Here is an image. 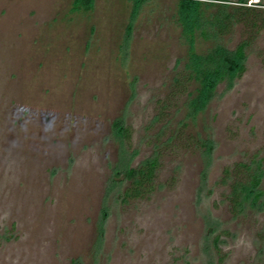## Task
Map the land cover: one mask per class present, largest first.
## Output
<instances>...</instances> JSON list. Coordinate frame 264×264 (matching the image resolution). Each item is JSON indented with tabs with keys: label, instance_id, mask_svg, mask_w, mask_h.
<instances>
[{
	"label": "rangeland",
	"instance_id": "374dc122",
	"mask_svg": "<svg viewBox=\"0 0 264 264\" xmlns=\"http://www.w3.org/2000/svg\"><path fill=\"white\" fill-rule=\"evenodd\" d=\"M180 1L0 0V264H264V0L253 25L191 40ZM243 42L244 71L192 115L188 58ZM240 164L263 178L235 207Z\"/></svg>",
	"mask_w": 264,
	"mask_h": 264
},
{
	"label": "trees",
	"instance_id": "16d2710c",
	"mask_svg": "<svg viewBox=\"0 0 264 264\" xmlns=\"http://www.w3.org/2000/svg\"><path fill=\"white\" fill-rule=\"evenodd\" d=\"M135 1L144 2L145 0ZM202 1L206 0L180 1L179 19L187 40L194 38L197 31L205 38L218 39L231 32L238 24L253 25L260 13L257 8L248 7L247 0L238 2V5L230 4L227 0H218L223 2L224 6H220L216 13H212L207 18L202 10ZM92 2L93 0H77L76 6L87 12L92 8ZM247 45L246 42L241 43L233 53H228L222 47L217 46L205 56L191 54L186 69L189 71L190 80L198 84L197 94L192 96L190 101L192 115L195 116L206 107L214 96L217 83L225 76L233 72L239 75L244 71ZM230 66H233L231 70H229ZM116 130L123 139L128 135L122 121L116 124ZM157 167V159H152L147 160L138 168L128 169L126 179L131 183V186L124 194L125 199L138 198L155 180ZM246 167L245 164L238 165L237 172L235 171L233 174L237 178L231 187V201L235 207H241L243 202L249 201L251 197L255 202L261 194L259 187L263 173L259 172L251 176L247 170L250 175L247 179L246 174L239 172V168Z\"/></svg>",
	"mask_w": 264,
	"mask_h": 264
}]
</instances>
